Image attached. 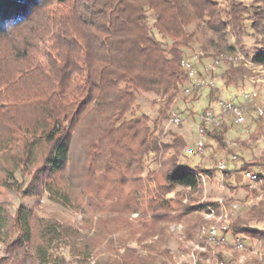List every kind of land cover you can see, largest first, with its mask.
<instances>
[{
    "label": "trees",
    "instance_id": "obj_1",
    "mask_svg": "<svg viewBox=\"0 0 264 264\" xmlns=\"http://www.w3.org/2000/svg\"><path fill=\"white\" fill-rule=\"evenodd\" d=\"M248 20L262 45L252 61L263 66L264 0L253 5L242 0H0V187L28 197L47 192L74 209L84 206L85 213L103 214L93 227L110 233L127 220L123 215L148 208L152 219L133 232L141 242L155 235L166 242V222L185 221L193 234L196 207L182 199L145 200V159L161 142L149 115L128 116L139 94L172 98L190 84L182 64L196 41L192 25L210 29L220 42L232 35L243 44ZM245 72L231 65L226 82ZM229 129L226 123L208 129L207 138L224 146ZM174 142L175 154L150 173L159 195L180 186L194 189L197 171L211 173L178 169L185 141L178 135ZM252 165L264 170L258 162L243 163L241 169ZM18 174L23 182L16 185ZM248 222L235 220L233 234L264 236ZM102 235L80 237L73 227L41 218L35 209L21 207L13 214L9 203H0V242L7 254L25 247L47 263L55 241L70 237L74 254H88L101 245ZM147 248L158 251V244ZM121 259V264H156L130 247ZM56 261L66 264L64 258ZM0 264H8L7 258Z\"/></svg>",
    "mask_w": 264,
    "mask_h": 264
},
{
    "label": "rangeland",
    "instance_id": "obj_2",
    "mask_svg": "<svg viewBox=\"0 0 264 264\" xmlns=\"http://www.w3.org/2000/svg\"><path fill=\"white\" fill-rule=\"evenodd\" d=\"M242 1L248 5H253L255 2V0ZM246 24L247 32L242 37L243 44L237 43L236 38L232 35L227 38V41L220 42L210 29H197L195 25H192L191 29L197 30V35L188 59L198 69L199 76L212 80L215 86L202 90H191L190 93H187L185 89L190 86L188 84L172 98L169 95L157 96L153 93L139 94L134 111L128 116L134 118V116L149 115L151 117L150 125L161 142L160 150H151L145 159L142 177L147 190H149L145 195V200L148 201L151 196L159 201L173 203L182 199L185 203L196 207L194 214L198 223L193 234L186 227L185 221L166 222L164 223L168 232L166 242L161 241L160 235L141 242L133 235V232L138 229L140 222L152 219V212L148 208L145 211L139 210L137 213L123 215L127 220L117 227L118 230L110 233V229L106 231L104 228L93 227L103 214L85 213L84 206L74 209L51 198L47 192L28 197L13 188L0 187V203H9L13 214H16L21 207H27L35 209L41 218L55 219L61 224L73 227L80 233V237L91 238L94 234H103L101 245L88 254H74L70 245V237L55 241L51 245L47 263L40 262L35 258L34 253L25 247L12 250L7 254L0 242V259L7 258L8 264H60L59 261H56L58 257L64 258L66 264H121V255L124 254L126 248L130 247L137 251V255L154 258L156 264H264V236L257 237L245 233L234 235L231 226L239 217H244L249 220L247 225L249 229L264 232V170L261 180L257 184L251 185L244 177L245 171L241 169L243 163L264 164V116H259L257 110L258 107H264V65L259 66L252 61L253 56L262 50V45L260 36L254 33L249 20ZM158 38L168 42L161 35H158ZM212 40H214V44H212ZM236 53L242 55L240 61L231 64V62L223 60L215 69H207V66L219 56ZM231 65L241 66L246 72L243 76L235 77L234 83L229 84L226 80ZM231 98L245 107L247 122L244 125L235 126L228 119L225 123L230 129L224 146H219L216 141L207 138L206 141L209 144L206 145L203 153L193 156L186 154L187 146L195 143L200 128V116L206 107H216L220 99ZM173 112L180 114L181 122L178 126L169 124ZM208 129L212 130V128ZM185 130L188 131L186 139L182 135V131ZM178 135L185 141V145L179 150L178 169L191 171L204 169L210 170L211 173H208L209 178H206L204 182L200 180L198 187L194 189L180 186L166 196L159 195L157 186L150 178V173L160 170L162 163L175 154L176 150L171 146L175 143L174 138ZM236 142L238 147L231 153L238 154V160L234 163L230 159L231 156L225 154V150L229 144ZM223 157L227 160V171L223 181L220 182L217 179L220 175L218 166ZM258 167L261 166L252 165L249 170ZM197 173L199 172L197 171ZM17 176L18 183L12 182L16 185L23 182V177L19 174ZM27 185L28 183L24 188ZM98 199L106 201L103 200V197ZM108 201L110 202L112 199H108ZM233 203H237L239 208L230 225L229 243L224 247L208 245L205 240L198 237V227L205 218L204 204L214 205L218 211L223 204L230 210ZM255 207L256 211L252 212L251 210ZM237 237L244 241L243 249L236 248L234 240ZM111 240L113 244H111ZM80 242L79 239L76 241L77 247H80ZM153 242L158 244V251L151 252L147 248L148 244H153ZM197 245L204 247L205 250L196 249Z\"/></svg>",
    "mask_w": 264,
    "mask_h": 264
},
{
    "label": "built area",
    "instance_id": "obj_3",
    "mask_svg": "<svg viewBox=\"0 0 264 264\" xmlns=\"http://www.w3.org/2000/svg\"><path fill=\"white\" fill-rule=\"evenodd\" d=\"M241 59L242 55L240 53L219 56V58L215 59L207 66V69H215V67L219 66L223 60L234 63L236 61H240ZM182 67L185 69L188 76V83H190V86L185 90L187 93H190L191 90H202L206 88H213L215 86V83L212 80L206 78L203 79L201 76H199L200 74L198 69L190 59H186L183 62ZM257 110L259 116L263 117L264 107H258ZM228 119H230L235 126L244 125L247 122L245 107L233 99H220L216 107H206L200 116V128L198 129L195 143L193 145L187 146L185 151L186 154L193 156L194 154L203 153L207 145L206 140L208 128H220L221 125ZM180 122V114L173 112L169 120V124L178 126ZM237 147L238 143L236 142L229 144L225 150V154L231 156L230 159L234 163L238 160V154L231 153L232 151L236 150ZM218 169L220 170V175L217 179L221 182L223 181L225 172L227 171V160L225 157L220 160ZM192 172L194 173L196 171L194 170ZM198 175L200 176L199 181L201 180L204 182L206 178H209V174L198 173ZM262 175L263 168L261 167L252 170H245L244 172V177L251 185L257 184V182L261 180ZM203 207L205 218H203V221L198 227V237L205 240L208 245L212 244L224 247L229 243L228 233L231 230L230 225L233 221L235 212L238 211L239 205L237 203H233V205L230 207V210H228L223 204L218 211H216V207L214 205L204 204ZM234 241H236V248L238 250L245 247V243L240 237H237ZM198 248L202 251L205 250V248L200 245H197L196 249Z\"/></svg>",
    "mask_w": 264,
    "mask_h": 264
},
{
    "label": "crops",
    "instance_id": "obj_4",
    "mask_svg": "<svg viewBox=\"0 0 264 264\" xmlns=\"http://www.w3.org/2000/svg\"><path fill=\"white\" fill-rule=\"evenodd\" d=\"M231 99H234V98H231ZM187 134H188V131L187 130L182 131V135L184 136V139H186Z\"/></svg>",
    "mask_w": 264,
    "mask_h": 264
}]
</instances>
